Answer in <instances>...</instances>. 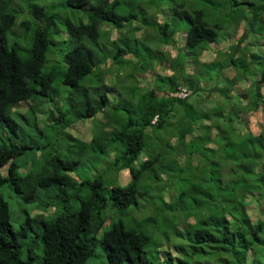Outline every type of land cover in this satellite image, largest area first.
<instances>
[{
    "label": "trees",
    "instance_id": "trees-1",
    "mask_svg": "<svg viewBox=\"0 0 264 264\" xmlns=\"http://www.w3.org/2000/svg\"><path fill=\"white\" fill-rule=\"evenodd\" d=\"M13 1L0 0V123L15 133L19 123L11 116V108L24 101L30 102L28 110H37L38 114L43 115H35V124L55 121L64 129L75 124L77 119L89 118L98 111H104V106L110 102L107 91L117 85L118 79L114 75L111 76L113 83L110 86L106 85L98 90L93 104L85 101L79 116L72 121L67 120L68 112L61 111L60 101H56L54 97L56 89L52 83L56 76L55 68L43 69V66L51 62L49 59H52L49 58V50L54 44L53 34L58 31L56 16L37 3H28L26 8V0H21V7L16 8L13 7ZM65 1L72 8H83L89 3V0ZM228 2L232 7L244 3L239 0ZM189 4V8L180 4V8L175 10V15L186 19L187 23L181 27L170 28L171 24L166 18L164 22L154 18V26L160 32L157 42L161 46L170 44L176 33L181 32V44L186 46L184 51L186 48H196L200 55L208 49L206 44L216 39L219 25L206 19L203 8H193ZM247 5L244 11L252 12L251 15L238 18L241 21L245 20V16H250L246 26L244 24V31L236 42L228 44L223 55L228 53L224 63L226 68L236 70L239 69L238 65L245 63L244 75H253L248 78V84L252 86L255 82L252 86L254 88L248 91L246 87L240 89L239 86L234 90L233 85L241 81L237 80L240 72L236 70V77L228 79L229 84H232L231 90L224 92L219 89L215 78L216 75L219 76L217 73L211 77L204 75V79L216 82L213 87L206 89L199 77H192L193 80L188 72H184V68L181 67L182 71L178 72L175 66L177 73L172 72L168 76L158 74L160 84L138 94L137 114L129 116L121 127L117 129L118 123L114 126L109 119L111 116L103 115L100 123H110L115 129H109V125H101L92 134L89 145L96 151L104 152L117 143L123 144L124 148L114 156L112 165L117 170L126 167L131 175L126 185L111 186L108 197L100 188L102 183L99 178L88 183L83 181L82 185L88 184L85 196L80 198L77 207L68 208L66 188H74L77 182L65 171L74 170L80 163L84 147L77 154L66 158L57 154L50 156L35 170L30 168L29 172L20 175L18 167L22 164L18 163L17 158L30 146L27 143L16 144L10 137L9 142L0 141V186L9 180L12 188L16 192H22L26 200L35 199L38 187L53 184L62 185L60 190L64 194L58 196L55 203L43 199L44 195L41 198L44 210L52 206L50 220H45L42 214L26 216L16 229L10 222L8 203L0 195V264H31L32 244L26 243V257L22 256V251L25 237L30 230H34V222L41 225V230L35 232L32 242L36 243V239L40 242L42 259L46 263L88 264L87 259L94 254L95 245L100 243L109 264H155L146 251L150 236L143 231H134L122 220L112 221L107 229L102 230L100 237L96 235L105 222L102 209L106 206V199L110 198L120 209L136 203L139 177L145 169L155 164L160 169H169L166 172L162 170L168 175V181H176L184 173L186 165L195 164L188 189L192 193L196 211L188 214L185 221L193 217L191 222L187 221V225L194 227L192 242L196 249H192L187 258L178 257L177 264H264V95L261 92L264 69L260 70L256 66L257 63L262 65L264 62L260 55L261 49L256 51L252 47L244 52L240 45L249 32L255 33V25L262 23V18L261 12L252 2H247ZM22 9L28 11L30 20L26 24L19 20ZM162 12L163 15L166 14L164 9ZM133 17V13H118L107 0H97L91 6L88 22L73 23L68 20L67 32L78 38L79 42L64 52L63 64L59 62L63 67L60 81L72 88H78L80 83L86 87L87 76L97 65L104 64L108 55L104 53L103 58L98 59L95 49L81 39L97 41L100 23L108 21L116 27H122ZM18 24L24 30L32 25L34 27L31 37L27 38L30 46L24 56L20 53L22 46L16 41L9 43L7 37L8 32ZM172 46L176 49L177 57L181 54V48L176 44ZM155 49V53L151 52L153 56L162 55L158 51L159 47ZM130 50L120 48L110 54V58H118L126 52L135 53L137 57L141 54L139 49L137 52ZM139 62L140 59L136 61ZM99 70L101 77L105 75L103 72L109 77L112 69L108 67ZM180 86L189 87L192 95L185 99L171 96L170 93ZM212 91L217 92L215 103L203 106L205 94L211 96ZM233 95L241 96L243 100L237 105L230 101ZM258 110L261 111L262 121L257 120V132L250 128L249 116ZM45 113L47 118L44 117ZM67 133L71 137L70 132ZM151 142L155 145H151ZM149 148H155L156 153L143 159L138 168L129 165ZM173 162H177L179 166L170 167ZM204 167L207 170L204 171ZM159 183L160 188L165 187L162 179H159ZM187 191L181 190L177 197L186 196ZM253 203L258 210L255 217L250 213ZM172 261L170 255L165 253L158 260L159 264H171Z\"/></svg>",
    "mask_w": 264,
    "mask_h": 264
},
{
    "label": "rangeland",
    "instance_id": "rangeland-1",
    "mask_svg": "<svg viewBox=\"0 0 264 264\" xmlns=\"http://www.w3.org/2000/svg\"><path fill=\"white\" fill-rule=\"evenodd\" d=\"M108 4L118 13H133L134 17L125 22L122 27H116L113 23L105 21L98 25L100 36L97 41L82 38L81 41L85 42L88 46L95 49L98 59H102L105 54L110 58V54L115 53L118 49L124 48L128 50L137 49L141 52L139 57L135 56V53L129 52L119 55L118 58L108 59L104 61V64L97 65L91 74L87 76L85 82L86 87H83V83H80L78 88H72L64 85L61 81L60 71L63 67L59 64L62 62L63 54L66 50L72 48L79 42V39L71 36L67 32V21L73 23L88 22V14L91 6L94 5L97 0H89V3L83 8H72L68 6L65 0H26L24 5L28 8L27 4L37 3L45 7L47 11L55 14L56 29L53 39L54 44L49 50V61L47 65L43 66V69L55 68L56 76L53 80V87L56 89L54 97L56 101H60L61 111L68 112L67 120L72 121L79 116V111L83 110L85 101H89L93 104L96 100L97 92L103 86H110L113 82L111 76H117V85L112 90L107 91L110 102L104 106V111H98L93 116L84 119H77L75 124H71L70 127L65 129L55 121L34 123V117L39 112L36 110H28L29 101L18 103L11 108V116L19 123V127L16 132H12L0 123V141L5 140L9 142L12 139L14 143H27L30 147L26 149L21 155L18 156V163L22 164L18 167V173L24 175L31 170H35L40 165L46 162V159L55 154L62 158L73 156L78 153V150L84 147V154L80 163L71 171H65L74 180L77 185L74 188H66V192L69 198L68 208L77 207L80 202V198L86 194V186L82 185V182L86 183L99 178L101 180V190L105 196L108 197L111 186L113 185H126L131 175L129 170L125 167L117 170L112 161L115 155H117L124 145L117 143L116 145L107 148L103 151H96V149L89 145L90 139L94 131H98L101 128L103 115L111 116L110 122L118 125L117 129L127 120L129 116H135L138 109V97L139 93L145 92L152 87L160 84V77L158 74L170 75L182 71L190 75V78L199 77L200 83L204 84L207 88L213 87L212 80L204 79L206 77L214 76L215 73L219 76H215L218 80L219 89L221 91L230 89L232 84H229L228 79L236 77V70L239 71L238 83L233 85L234 90L244 89L245 87L253 89L248 84V78L252 76L244 75V65H238L239 69L226 68L224 63L228 57L227 46L229 43L236 42L242 32L244 31V24L246 26L247 18L245 20L238 19L240 16L251 15V13L244 11L245 7H248L247 2H252L256 9L261 12V22L255 25V33L249 32L241 42L242 50L249 51L252 47L256 48V51L261 49V57L264 62V0H239L244 3L232 7L229 0H107ZM200 7L204 9L206 19L212 21L214 24H218L219 28L216 29L217 37L214 41L208 42V49L203 51L200 55L196 48H186L182 43V33L177 32L174 41L169 42L161 46L157 41L160 32L155 28V19L160 22H164V18L172 26L185 25L186 19L184 17L179 18L175 15L176 8H180V4H184L185 8ZM21 0H14L13 7H21ZM159 8V10H157ZM166 12L163 15L162 10ZM22 16L20 21H24L26 24L30 19L28 18V11L22 9L20 12ZM177 16V17H173ZM212 24V23H211ZM178 27V28H179ZM33 25L29 29L21 27V25H15L12 30L8 32V42H18L22 47L20 53L24 56L30 46L27 38L31 37L33 33ZM15 30V35L14 34ZM20 34V35H19ZM28 35V36H27ZM231 39V41H229ZM172 44H176L181 48V51L177 57L176 49ZM261 46V48H260ZM155 47H159L158 51L162 53L159 57L153 56L152 51H156ZM130 50V51H131ZM201 51V49H200ZM105 53V54H104ZM109 53V54H108ZM156 57V58H155ZM176 57V58H174ZM140 61L136 63V61ZM189 60L187 63L186 61ZM190 61H193L190 63ZM143 65H140V64ZM52 65V67H50ZM172 66V68H171ZM175 66L177 67L175 69ZM260 70L264 69V64H256ZM112 70L110 76L107 77L106 72L104 77H101L99 69ZM182 67V68H181ZM221 69L223 72L219 73ZM210 70V71H209ZM259 70V71H260ZM103 71V70H102ZM258 71V72H259ZM203 72V75L200 73ZM260 73V72H259ZM174 75V74H173ZM179 75V74H178ZM203 76V77H202ZM100 77L102 80H100ZM156 78H158L156 80ZM175 78V77H174ZM192 78V79H193ZM203 78V80H202ZM227 79V80H226ZM156 80V81H154ZM194 80V79H193ZM84 82V81H83ZM84 82V83H85ZM229 84V85H228ZM185 85V84H182ZM234 92V91H233ZM261 92L264 95V84L261 87ZM210 95H206L203 98V106H210L215 103V97L217 92L212 91ZM224 97V96H223ZM226 100V98L224 97ZM243 99L241 96H232L230 101L241 102ZM27 102V103H26ZM112 105H115L112 107ZM57 108V107H56ZM58 112L60 111L57 108ZM56 114V113H54ZM38 114V117H40ZM43 117V115H41ZM47 118V114H44ZM261 111L253 112L249 116L250 128L254 131H259L258 122L261 120ZM104 120V119H103ZM106 120V119H105ZM258 120V122H257ZM113 121V122H112ZM105 123V121H104ZM107 125V126H105ZM103 125V127L110 126L109 129L114 128L110 123ZM115 129V128H114ZM70 132L71 137L68 136ZM151 145H155L151 142ZM155 148H149L141 152L135 162L129 165L134 168H138L143 159L155 154ZM179 160V159H178ZM178 162V161H177ZM177 162H173L170 167L179 166ZM195 165V164H194ZM186 165L185 171L176 181H168L167 174L165 173L169 169H160V166L155 164L151 168H147L143 171V174L139 177L137 190L138 201L131 204L126 209H120L112 203L110 198L106 199V206L102 209V215L105 217V222L102 229L99 231L97 237H100L102 230L107 229L112 221L122 220L123 223L132 228L134 231H143L150 236L151 240L146 247L147 256L155 261V264H159L158 260L163 257V253L170 255L173 260L171 264H177V258H187L191 250L196 249V246L192 242L194 227H189L187 221L193 220V217H189L187 221L186 216L194 213L195 203L191 196L188 186L191 183L190 176L195 169V166ZM32 166V167H31ZM169 167V165H168ZM169 167V168H170ZM207 170V167H204ZM164 170L165 172H162ZM201 172V171H200ZM159 179H162L165 183L164 188H160ZM189 179V181L187 180ZM189 183H188V182ZM60 184H53L48 187H38L36 197L34 200H26L24 194L16 192L10 185V181H5L0 186V195L8 203L10 211V222L13 227L19 228L22 221L26 216L35 217L38 214H42L45 220H50V211L52 206L47 210H44V206L41 205V198L47 201L56 202L58 196H63L61 192ZM65 188V187H64ZM188 190L187 195L183 197H177L181 190ZM141 193V194H140ZM158 194V197L156 195ZM44 195V196H43ZM56 206V205H54ZM53 206V207H54ZM250 213L252 217L257 216V206L253 203ZM41 230V225L34 222V230L29 231V235L25 237V244H23L22 256L27 255L26 243H31V264H49L42 259V245L36 239V243H33L35 232ZM199 248V247H198ZM161 256V257H160ZM88 264H109L105 251L100 243L95 245L94 254L87 259ZM168 264V263H161Z\"/></svg>",
    "mask_w": 264,
    "mask_h": 264
},
{
    "label": "built area",
    "instance_id": "built-area-1",
    "mask_svg": "<svg viewBox=\"0 0 264 264\" xmlns=\"http://www.w3.org/2000/svg\"><path fill=\"white\" fill-rule=\"evenodd\" d=\"M170 95L180 99H185L192 95V90L187 86H180L175 92H171Z\"/></svg>",
    "mask_w": 264,
    "mask_h": 264
}]
</instances>
